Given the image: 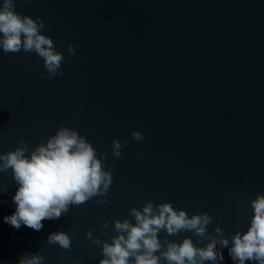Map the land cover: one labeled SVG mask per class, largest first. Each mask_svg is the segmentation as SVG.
<instances>
[{"label":"water","instance_id":"95a60500","mask_svg":"<svg viewBox=\"0 0 264 264\" xmlns=\"http://www.w3.org/2000/svg\"><path fill=\"white\" fill-rule=\"evenodd\" d=\"M16 11L44 19L64 74L49 80L34 52L0 48V153L23 137L30 156L66 125L102 159L108 153L114 180L106 197L70 206L35 231L4 221L18 185L11 169L0 172V188L8 186L0 192V264H18L26 252L41 253L43 264H99L102 245L87 232L111 242L114 221L135 223L130 209L148 200L189 216L208 212L209 233L247 231L250 201L264 193V0H16ZM136 130L144 140L132 138ZM117 138L126 142L120 158ZM105 221L113 224L105 229ZM59 231L72 237L69 250L47 243ZM186 236L198 247L210 242L191 232L167 239ZM222 251L221 264H234Z\"/></svg>","mask_w":264,"mask_h":264},{"label":"clouds","instance_id":"9594fccd","mask_svg":"<svg viewBox=\"0 0 264 264\" xmlns=\"http://www.w3.org/2000/svg\"><path fill=\"white\" fill-rule=\"evenodd\" d=\"M45 27L42 17L33 18L16 11V0H3L0 6V48L4 53L34 52L43 59L47 78L51 80L63 76L65 57L63 52L56 50L53 38L42 31ZM67 50L70 56H75L77 46L69 41ZM131 136L136 141L145 138L138 130ZM125 144L118 138L112 141L115 158L123 155ZM28 152L27 141L21 137L15 150L0 153V172L11 169L13 181L18 185L13 196L15 211L3 218L16 229L24 225L40 231L45 219L58 220L68 213L70 206L78 207L94 197H106L113 183L112 170L104 167L108 153L105 151L102 159L93 144L76 128L62 125L46 143L39 142L32 148L30 156L26 154ZM7 190L8 186L0 188V192ZM96 202L107 201L98 199ZM250 206L254 213L250 226L247 231H237L230 238V247V239L221 227L217 226L209 233L208 226L214 219L212 215L197 212L189 216L187 210L175 208L170 201L157 205L148 200L141 208L132 207L129 215L134 217L135 223L129 218L116 219L113 226L118 234L111 242L94 236L93 230H89L85 238L102 245L103 258L99 264H221L224 248H228L234 264H246L247 261L264 264V193H258L250 201ZM112 224V221H105L104 228ZM161 231L167 236L191 232L210 242L198 247L192 236H186L182 242L169 240L167 236L162 241L159 238ZM47 243L69 250L72 237L69 232H52ZM43 262L44 256L39 252H26L18 259V264Z\"/></svg>","mask_w":264,"mask_h":264}]
</instances>
